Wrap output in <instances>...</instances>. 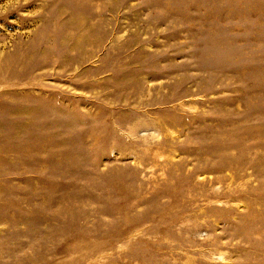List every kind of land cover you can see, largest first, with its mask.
<instances>
[{
	"label": "rangeland",
	"instance_id": "rangeland-1",
	"mask_svg": "<svg viewBox=\"0 0 264 264\" xmlns=\"http://www.w3.org/2000/svg\"><path fill=\"white\" fill-rule=\"evenodd\" d=\"M0 264H264V0H0Z\"/></svg>",
	"mask_w": 264,
	"mask_h": 264
}]
</instances>
